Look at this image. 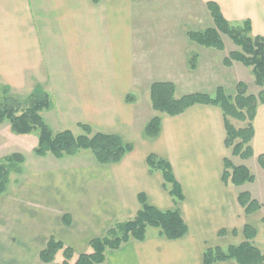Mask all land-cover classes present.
Returning <instances> with one entry per match:
<instances>
[{
	"label": "crops",
	"instance_id": "1",
	"mask_svg": "<svg viewBox=\"0 0 264 264\" xmlns=\"http://www.w3.org/2000/svg\"><path fill=\"white\" fill-rule=\"evenodd\" d=\"M213 1L237 19L245 18L241 14L249 5L248 16L258 19L257 30L264 36L260 24H264V0ZM136 3L147 4L146 0H0V86L15 92L14 98L20 93L29 98L38 90L47 93L50 106L45 111L61 130L79 133L80 123L90 124L134 145L119 163L92 161L43 171L14 193L0 196V264H44L39 254L51 237L78 254L88 252L92 239L137 214L140 194L161 210L179 209L188 234L169 240L148 227L145 240L107 251L106 264H204L207 248L227 249L244 242L246 225L256 229L252 241L264 251V168L259 163L264 154V102L258 104L254 121V155L234 158L236 165H246L255 175L253 182L240 187L223 181L229 151L219 107L197 104L177 116L163 115L160 134L154 139L145 136L146 125L156 116L151 102L155 82H173L177 97L195 92L213 95L218 87L226 92L232 88L229 94L234 95L239 82L254 95L264 87L256 84L251 68L239 62L224 64L230 53L226 43L224 50L215 49L216 70L212 54L201 57L202 72L200 67L191 68L183 40L154 36L152 46L145 30H167L172 23L138 24L130 19ZM227 73H232L231 79H226ZM143 129L139 141L125 138ZM152 153L171 163L182 201L164 188L160 172L150 171L147 157ZM241 191L250 192L262 209L246 214L238 200Z\"/></svg>",
	"mask_w": 264,
	"mask_h": 264
},
{
	"label": "trees",
	"instance_id": "2",
	"mask_svg": "<svg viewBox=\"0 0 264 264\" xmlns=\"http://www.w3.org/2000/svg\"><path fill=\"white\" fill-rule=\"evenodd\" d=\"M93 1L97 3L100 0ZM207 5L215 25L205 30L189 32L190 39L205 48L224 50L223 37L228 36L238 48L230 51L224 58V64L231 66L234 62H239L251 68L256 84L264 87V36H251L253 28L250 20L240 26L230 25L217 2L209 1ZM5 91H8V88L0 86V93ZM29 99L31 104L20 114L16 105L18 100H13L15 103L12 104H0V124L9 120L12 132L19 135L30 134L39 128L35 153L40 157L52 154L57 159H63L90 151L96 163L111 165L121 162L134 149V145L124 142L121 136L97 130L90 124L80 123V133L68 129L53 131L41 114L50 106L48 94L38 90ZM151 102L158 114L146 125L145 136L148 139H154L160 134L163 115L177 116L197 104L219 107L224 115L225 145L229 151L224 160L223 181L240 187L255 180L251 170L246 165H236L234 158L249 159L254 155V121L258 104L264 102V91L259 95L250 94L247 85L240 82L234 95L228 94L223 87H218L213 95L195 92L177 97L176 85L173 82H155L151 86ZM24 162L25 157L19 152L7 155L0 162V195L8 190L13 173L19 176L23 173ZM259 163L264 168V154L259 156ZM147 164L151 172L162 174L163 186L170 195L176 201H182V187L175 177L171 163L152 153L147 157ZM238 200L246 214L259 211L263 206L248 191L239 192ZM139 201L141 208L133 218L115 222L105 236L90 241V252L76 256L72 247L56 237H51L39 254L40 262L50 264L54 262L57 254L62 252L63 259L60 264H106L107 251L118 250L130 241L145 240L148 227H155L161 237L169 240L181 239L188 234V225L179 209L161 210L151 205L145 194L139 195ZM64 221L69 223L67 215L64 216ZM256 235V229L246 225L244 242L231 245L227 249L207 248L204 252V264L226 260H234L238 264H264V251L252 241Z\"/></svg>",
	"mask_w": 264,
	"mask_h": 264
},
{
	"label": "rangeland",
	"instance_id": "3",
	"mask_svg": "<svg viewBox=\"0 0 264 264\" xmlns=\"http://www.w3.org/2000/svg\"><path fill=\"white\" fill-rule=\"evenodd\" d=\"M211 1V0H210ZM213 1V0H212ZM147 4H137L135 7V11L133 12V15L130 19L139 23L146 22H153V23H161V22H168L172 23L170 26V29L165 30V28H154L152 31L149 29H146L147 32L145 38L150 40L152 43V46H155V37L159 40L161 38L165 39H178L179 41L183 40V45L185 46V53H187L189 57V63L192 69L200 67L199 72L205 71L203 68L205 66V63L203 59L207 58L208 54H212L214 58H212L211 63H213L212 67L214 70H216V59L218 58V52L215 49L212 48H204L203 46H200L198 43L194 42L190 39L188 36L189 32L192 31H201L205 30L206 28L213 27L215 25L214 19L212 18V15L208 9V2L206 0H146ZM216 2V1H215ZM126 9V8H125ZM245 13L241 14L245 18L237 19L230 10L226 11L224 15L229 21L230 25L233 26H240L245 23L246 20H250L252 22V33L251 36H256L257 34L261 35L259 33L258 25L259 23L258 19L251 18L252 16L250 12L249 5L244 6ZM254 14L256 12H253ZM125 18H122L124 20ZM254 24V25H253ZM264 26L263 23H260ZM137 26V25H136ZM262 30V28H259ZM142 30H139V32L136 31V35L138 37L141 36ZM263 36V35H262ZM188 37V40L190 43H187L186 39ZM225 43H226V50L231 51L234 49L235 43L228 37L224 36ZM185 40V41H184ZM182 46V44H181ZM183 46V47H184ZM212 49L211 53L210 50ZM203 57V59H201ZM193 60V63H192ZM195 67H194V65ZM250 74V73H249ZM232 73L226 74V79H231ZM249 79V78H248ZM240 83V82H239ZM249 87L251 89L254 88L253 83L248 80ZM246 84V83H245ZM230 93H233L228 88ZM248 90V87H247ZM182 90H178V95ZM229 92H227L229 94ZM13 94L15 92H12ZM1 99L0 104L2 103H15L13 100H18L17 108L19 109V114L26 109V107H29L31 104V99L28 98V95H23L20 93V96L15 95L17 97H13V94L11 92L5 91L1 92ZM8 97V98H7ZM18 98V99H17ZM48 111H43L41 114L46 121V123L51 127L53 131H60V126L54 125L49 117ZM158 112L155 111V115H157ZM39 128L34 129L30 134L27 135H19L11 130L10 121L7 120L4 123L0 124V162L7 156L11 155L15 152L22 153L25 157V163L23 164L24 171L19 176L16 174H12L11 176V184L8 187V190L3 193L2 195H8L11 193H14L16 190H18V186L22 185L23 182H26V179H29L33 174H39L43 171H51V170H59V169H68L69 167H72L74 165H81L83 163H92L96 162V159L94 155L90 151H83L80 155H77L75 157H66L65 159H57L52 154H48L45 157H40L35 153V147L38 145L39 140ZM143 130H139L136 132H131L125 134V138L127 141H139L140 136L143 134ZM80 133V132H79ZM70 169V168H69ZM47 192V189H45ZM0 195V196H2ZM264 203V200H262ZM58 201H55V203ZM152 229H156L155 227H149ZM91 249L88 248V252H90ZM80 254V253H79ZM78 253L76 252V256ZM63 256L62 252L58 253L55 260L56 264H60L62 262ZM75 261V259H74ZM73 261V262H74ZM59 262V263H58Z\"/></svg>",
	"mask_w": 264,
	"mask_h": 264
}]
</instances>
